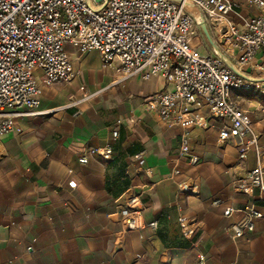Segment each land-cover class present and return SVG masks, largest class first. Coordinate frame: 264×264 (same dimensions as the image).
<instances>
[{"label":"crops","instance_id":"obj_1","mask_svg":"<svg viewBox=\"0 0 264 264\" xmlns=\"http://www.w3.org/2000/svg\"><path fill=\"white\" fill-rule=\"evenodd\" d=\"M253 13L249 6L239 10L241 17ZM65 50L74 77L44 86L40 96V108L54 111L16 116L12 130L0 138V264H196L199 252L207 264H264V217L255 221L249 241L234 242L228 224L239 214L223 216L225 207L241 208L248 201L264 212L256 190L248 197L232 185L254 165L253 145L240 158L232 142L218 141L220 122L204 119L189 132L200 161L178 160L181 129L166 128L140 106L145 97L170 88L160 75L115 82L97 51L81 54L70 44ZM247 72L257 76L253 89L233 95L261 146L264 76ZM34 75L39 79L40 70ZM86 94L92 96L67 105ZM200 115L207 118L205 110ZM112 130L119 134L115 140ZM106 144L113 151L109 161L91 152ZM83 152L89 155L86 164L78 161ZM175 165L181 173L171 178ZM143 190V221L156 220L158 226L127 230L121 213L125 194ZM214 199L223 202L213 206ZM179 215L195 227L191 236L182 235Z\"/></svg>","mask_w":264,"mask_h":264},{"label":"built area","instance_id":"obj_2","mask_svg":"<svg viewBox=\"0 0 264 264\" xmlns=\"http://www.w3.org/2000/svg\"><path fill=\"white\" fill-rule=\"evenodd\" d=\"M242 6L255 13L239 16ZM200 20L215 49L205 44L207 49L201 50L200 41L192 45V39L206 38ZM66 44L81 54L97 51L102 67L113 69L115 82L135 75L143 79L160 75L170 85L145 97L140 106L166 128L181 129L178 160L185 159L190 165L200 161L190 148L189 132L204 125V119L207 124L220 122L218 141L232 142L240 158L253 145L254 165L232 185L234 191L248 197L256 190V200L264 202V145H257L249 115L233 95L234 91L253 89L257 76L247 71L264 76V0H0V138L12 130L16 116L54 111L40 108V96L44 86L74 77ZM35 70L41 72L39 79ZM79 89L85 91L84 85ZM90 96L83 95L67 105L75 106ZM202 110L207 118L200 115ZM118 136V131L112 130L111 139ZM91 152L103 161L113 156L110 144ZM142 155L137 153L132 160ZM88 156L83 152L79 163L86 164ZM180 173L175 165L170 177ZM68 186L74 189L75 181L70 180ZM144 192L125 194L121 213L127 230L158 226L156 220L143 221ZM222 202L214 199L211 204ZM237 213L239 217L228 224L230 238L249 241L255 221L264 217V212L255 201L223 210L224 217ZM177 223L184 237L195 232L184 215L177 217ZM196 264H207L203 253H198Z\"/></svg>","mask_w":264,"mask_h":264},{"label":"water","instance_id":"obj_3","mask_svg":"<svg viewBox=\"0 0 264 264\" xmlns=\"http://www.w3.org/2000/svg\"><path fill=\"white\" fill-rule=\"evenodd\" d=\"M199 26H200V28H201V30H202L204 36L206 37L207 41L209 42V44L215 49V48H216V45H215L214 42L212 41V39H211V37H210V35H209V32H208V30H207V28H206V25H205V23H204V21L200 20V22H199ZM229 66H230L233 70H235V68L232 66V64L229 63ZM235 71H236V70H235Z\"/></svg>","mask_w":264,"mask_h":264},{"label":"rangeland","instance_id":"obj_4","mask_svg":"<svg viewBox=\"0 0 264 264\" xmlns=\"http://www.w3.org/2000/svg\"><path fill=\"white\" fill-rule=\"evenodd\" d=\"M201 39V37H199ZM206 40V42H205ZM205 40L201 39L202 41V45L206 44L207 46H209V42L207 41V39L205 38ZM198 45V44H197Z\"/></svg>","mask_w":264,"mask_h":264}]
</instances>
